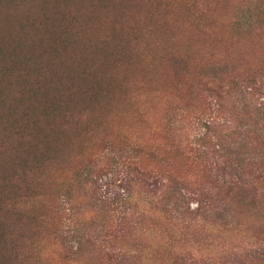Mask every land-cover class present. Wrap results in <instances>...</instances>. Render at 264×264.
I'll list each match as a JSON object with an SVG mask.
<instances>
[{
	"label": "rangeland",
	"instance_id": "374dc122",
	"mask_svg": "<svg viewBox=\"0 0 264 264\" xmlns=\"http://www.w3.org/2000/svg\"><path fill=\"white\" fill-rule=\"evenodd\" d=\"M53 4L56 5L55 9H52ZM165 5L167 9L164 8ZM55 11L62 12L63 24L68 25L72 33L85 30L93 42L89 44V40L84 39L80 48L72 52V60H63V64L62 61H44L46 67L55 69L54 67L63 65L60 69L69 70L63 85L57 86L56 90L49 89L48 92L55 96L60 89H64L66 98V90L69 89L71 112L78 115L84 108L90 107V102L87 101L94 99L96 87L92 80L102 89L107 82L113 86L111 98L109 94L113 105L120 104L115 99H123L122 92L116 93L115 86L124 76V72L122 68L115 69L112 58L106 52L123 53L124 49L127 52V36H131L127 34L126 26H131L130 23L136 21L140 27V35L148 30H170L175 33L160 46L161 49L164 46L166 51L160 49L162 57L155 68H152L150 63L153 61L148 62L146 55L137 67H132L129 83L131 86L127 87L124 98L135 96L132 92L134 79L161 75V72L166 74L160 90L153 93L145 91V96L141 95L145 100L141 111L147 117L148 123L145 125L139 122L135 125V130L143 136L142 142L145 144L164 148L162 145L168 142L164 139L167 136L163 128L166 124L171 127L176 120L175 133L171 129L170 134L171 139L181 146L179 149L166 146L167 151L159 150V153H163L161 156H144L145 165L142 166L155 172L163 180L175 177L182 183L179 186L181 192L196 194L197 200L203 199L209 203L214 201L215 205L213 209H208L209 212L214 210V216H193L194 218L185 221H174L171 219V212L164 208L163 198L170 189L171 182L168 183L169 188H161L160 185L152 188L135 180V204L130 208L133 213L123 220L122 207L112 203V199L114 194L121 192L120 185L123 186L124 179L128 177L126 172L116 171L120 169L118 166L115 168L112 163L116 153L107 147L127 146V141L119 134L124 119L121 117L118 120V114L114 118H105L102 110L101 119L111 118L112 121L108 119L107 128L112 127L115 130L110 131L111 135L105 138L109 131L101 128L100 133L96 129L91 134L92 141L86 143V146H80L76 153L72 149L68 151L67 162L56 166L55 172L51 174L56 181L54 185H50L54 193L51 203L59 197L57 187L60 183L64 182L65 188L77 186L70 179L80 162L82 166L92 164L95 168V174L90 176L92 183L89 182L91 184L85 190L75 188L74 196L77 198L74 199L73 208L79 213L86 211L87 220L92 219L91 228L96 227L99 233L102 228H106L108 232L110 229L114 231L119 218L122 226L132 224L127 229L129 234L121 242L138 244L141 250L147 252L143 254L147 257V264L162 263L164 243L171 230L179 233V237L175 239L174 250H179L182 254L189 252L199 259L215 264H231L232 261L241 264H264V261H257L252 257L255 249L264 250V116H257L252 107L255 104L253 101L264 100V0H1L0 31L3 29L7 38L13 35L17 38L21 36V25L35 26V30L45 31L48 24L53 38L60 35V30L51 27L55 23L51 20ZM35 30L31 33H35ZM100 34H106L109 41L114 40L116 44L100 48L96 40ZM11 46L17 50L16 42L13 41ZM95 46L101 52L99 59L97 51H93ZM52 48L47 43L40 56L44 58L53 53ZM40 51L41 48H36L33 55ZM70 52L67 49L64 57ZM214 59L229 63L228 67L234 69L232 76L236 81L239 76L252 74L256 83L260 81L263 86L262 88L258 84L261 88L260 94L252 97L253 101L243 100L241 86H234L233 81L224 76H213L210 66ZM101 60H107V63L103 64ZM17 67L22 68L21 65ZM82 70L87 72L86 81L80 76ZM32 71L33 69L25 79L26 83H33ZM250 86L251 84H245L244 89L247 87L248 92ZM36 95L40 98L41 93ZM134 99L135 97L132 101ZM46 102L49 106L53 100ZM53 105L56 107L54 103ZM93 105L98 108L97 102ZM136 105L139 103L136 102ZM52 107L50 111H56ZM55 118L56 121L51 123L59 126L61 120L59 117ZM64 120L72 132L81 125V118L78 116ZM206 123H211L209 128ZM160 125L163 128L159 131L153 128ZM72 132L67 133L70 146L80 140L85 143L89 138L76 137ZM121 140L126 143L121 145ZM217 146L221 147V151L216 152ZM11 147L16 146H0V160L5 170L18 161ZM102 147L106 154L109 152V157L95 161ZM8 150L10 153H6ZM249 156L255 157L257 164L247 162ZM240 164H246L243 173L237 169ZM233 174H243L240 178L248 186L245 196H242L244 190L239 193L236 187L231 189L226 185L227 180L231 184L238 183ZM55 203L43 212L49 218V223L51 222V229L57 228L60 223V219L54 214ZM66 207L69 208V205ZM189 207L195 209L196 202H191ZM224 213L227 215L221 217ZM102 235L105 233L102 232ZM43 244L48 247V242ZM6 249L10 247L7 246ZM85 250L87 252L83 253L81 264H118L115 258L108 260L102 253L91 256L90 250ZM47 253L49 257L46 264H73V261L64 257V251L59 248L49 252L47 250ZM169 255L165 253L166 260ZM140 264H143L142 258Z\"/></svg>",
	"mask_w": 264,
	"mask_h": 264
},
{
	"label": "trees",
	"instance_id": "16d2710c",
	"mask_svg": "<svg viewBox=\"0 0 264 264\" xmlns=\"http://www.w3.org/2000/svg\"><path fill=\"white\" fill-rule=\"evenodd\" d=\"M55 7L56 5L53 4L52 9H55ZM164 8L167 9V6L165 5ZM251 15L249 16L250 18ZM51 20L56 23L51 26L52 29L57 28L58 31L60 30V35L53 38H51L50 25L48 24L45 31L35 30V26L22 27L21 25L19 28V35L21 36H17V38L22 37L21 39H17L14 35L11 38H7L4 34L5 31L3 29L0 31V146H16L11 147V150L18 159L17 163L9 168L10 170L2 168L4 165L0 160V264H46L49 257L47 250L49 252V250L58 248L64 251V257L73 261V264H81L83 253L87 252L85 249L90 250L91 256L92 254L102 253L108 260L115 258L118 260V264H140L141 258L143 264H147V257L143 255L147 254V252L141 250L138 244L121 242L129 234L127 229H130L132 224L128 223V225L122 226L119 218L114 231L110 229V232H108L106 228H102L100 231L105 233V235H102V232L99 233L96 227L91 228L93 226L91 224L92 219L87 220L86 211L79 213L73 208L74 199L77 198L74 196L75 188L85 190L92 183L90 176L95 174V168L92 164L82 166V162H80L81 166L75 167L70 180L73 181L72 184L77 185L76 187L71 188L68 186L65 188L64 182L57 187L59 189V197L57 201L53 202H56L54 206L55 217L60 219L57 228L51 229V222L49 223V218L43 212L53 206L51 200L54 193H52L53 187L50 185H54L56 181L51 174L55 172L56 166H61L67 162L68 151L72 149L75 152L80 146H86L85 144L90 142L91 134L96 129L100 133L101 128L108 130L109 133L104 136L105 138L111 135L110 131L115 130L112 127L107 128L109 118L105 119L106 121L104 118L101 119L100 110H102L105 112V118H114L118 114L116 117L118 120L121 117L124 119L120 126L119 134L127 141L126 143L121 140V145L126 143L127 146L107 147L110 151L116 153L112 161L115 168L117 166L120 168L116 171L126 172L125 174L128 177L124 179L123 186L122 184L120 185L121 192L114 194L112 199V203L122 207L123 213L121 215H123V220L128 219L133 213V209L131 210L130 208L132 204H135V180H139L143 185H149L152 188L159 187V185L161 188H169L168 183L171 182V187L166 191L163 198H165L164 208L166 211L171 212V219L174 221H185L186 219H192L193 216L204 218L206 216H214L212 214L214 210L212 212L208 210L209 208H214V201L209 203L203 199L197 200L198 196L196 194L181 192L182 190H180L179 186L182 183L175 177H168L163 180L155 172L142 166L145 165L144 156L152 157L155 154L161 156L163 153H159V150L167 151L166 146L176 149L181 146L171 139L170 134L171 129L175 133L176 120L172 122L171 127L168 124L164 128L161 125L153 127L156 131L161 130V128L166 130L165 135L167 138L165 137L164 139L167 140L168 144H163L164 148H156L145 144L142 142L143 136L135 130L137 128L135 125L139 122L145 125L148 123L147 117L141 111V105L145 102L141 95L145 96V91L153 93L160 90L163 81L165 82L166 74L161 72V75H147L146 78L134 79L132 92L135 94V99L132 101L133 95L124 98L127 87L131 86L129 83L132 78V67H137L140 60L146 55L148 62L153 61L150 63L152 68H155L157 61L162 57L160 46L164 45V41H168L175 33L170 30L162 32H151L148 30L145 34L140 35V27L136 21L131 22V26H126L127 34L131 36V38L127 36V39H129L127 52L126 49H124L123 53L106 52L112 58L115 69L122 68L124 72V76L115 86L116 93L122 92L121 96L123 99H115L114 101L120 104L117 106L113 105L112 99L109 100V94L110 98L113 94V86L107 82L102 89L99 88L95 80H92L96 87V91L93 94L94 99L93 101H87L90 102V107L84 108L83 112L78 115L76 112L73 113L74 111L71 112L69 89L66 90V98L64 89H60L55 96L54 94L50 95L48 92L49 89L56 90L57 86L63 85L64 81L67 80L69 70L60 69L63 65L56 66L54 67L55 69L46 67V62L62 61L63 64V60H72V52L80 48L84 39L89 40V44L93 43L90 41L92 38L87 35L85 30L72 33L69 26L63 24L64 16L62 12L55 11ZM32 30H35V33H31ZM96 40H98L97 46L100 48H107L108 45L116 44L114 40L109 41V37L106 34H100ZM13 41L17 43V50L16 47L11 46ZM47 43L49 46L52 45L54 50L53 53L43 58L40 55ZM97 46H95L93 51H97L99 59L101 52ZM36 48H41V51L37 55H33ZM67 49L71 50V52L64 57ZM161 50L166 51L164 46ZM101 61L103 64L107 63V60ZM19 65L22 68L17 67ZM228 66L229 63L214 59L212 66H210V71L214 77L216 75L224 76L228 80H232L234 86H241L243 88L241 98L246 100V102L253 101L251 98L260 94V87L263 88L260 81L258 82L259 87L252 74L249 73L245 77L239 76L236 81L234 76H232L234 69ZM31 69H33V83L32 81L26 83L25 79L29 77ZM80 76L86 81L88 75L85 70H82ZM18 80H23L24 82H19ZM260 80L263 79L260 78ZM245 84H251L248 92L246 90L248 89L247 87L244 89ZM37 93H41L40 98L37 97ZM48 94L53 99L50 97L48 99ZM52 100L56 107L53 103H50L49 106V103L46 104V101ZM94 102L98 103V108H94ZM136 102L139 105H136ZM253 102L255 104L252 107L256 115L264 116V100ZM51 107L56 108V111L51 112ZM124 112L126 113L125 115L123 114ZM76 116L81 118V125L75 127L76 131L72 132L71 127L66 125V120L64 119L75 118ZM55 117H59L61 120L59 126H54L51 123V121H56ZM206 124L209 128L211 123ZM56 131L59 132L57 133ZM70 131L76 137L89 138L85 143L80 140L70 146L68 144L70 139H68L67 135ZM101 141H103V138ZM22 145L28 147L21 148L20 146ZM104 149L102 147L99 154L95 157V161L103 157L104 159L109 157V152L106 154ZM217 149L216 152L221 151L220 146H217ZM6 153H10V151L8 150ZM250 161L252 164H257L255 157L249 156L247 162ZM4 163L6 162L4 161ZM245 168L246 164H240L237 169H239L240 173H243L242 171ZM233 176L236 181L238 180V183L231 184L227 180L225 181L226 185L231 189L236 187L239 193L244 190L242 196H245L248 191L247 184H244L245 181L239 175L233 174ZM207 198L209 199L210 197ZM193 201L196 202V208L192 210L189 204ZM66 205H69V208ZM225 215L227 214L224 213L221 217H225ZM84 222L87 223L82 224ZM15 230L16 232H14ZM177 237H179V233L176 230H171L169 237L164 243L165 251L162 254L161 264H215L212 261L199 259L192 253L182 254L181 251L174 250V243ZM45 241L48 242V247L43 244ZM58 245L59 247H57ZM7 246L10 249H6ZM165 253L167 255L170 254L167 260L165 259ZM252 254V257L255 258L254 260L264 261L263 249H255ZM231 264L241 263L232 261Z\"/></svg>",
	"mask_w": 264,
	"mask_h": 264
}]
</instances>
